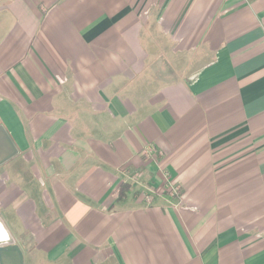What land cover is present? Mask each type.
Here are the masks:
<instances>
[{"label": "crops", "instance_id": "1", "mask_svg": "<svg viewBox=\"0 0 264 264\" xmlns=\"http://www.w3.org/2000/svg\"><path fill=\"white\" fill-rule=\"evenodd\" d=\"M0 125L24 264H264V0H0Z\"/></svg>", "mask_w": 264, "mask_h": 264}, {"label": "water", "instance_id": "2", "mask_svg": "<svg viewBox=\"0 0 264 264\" xmlns=\"http://www.w3.org/2000/svg\"><path fill=\"white\" fill-rule=\"evenodd\" d=\"M6 149V157L0 158V165L17 154V149L3 126L0 125V148ZM15 254L18 263L24 264V255L21 247L15 243L2 217H0V264L5 262L7 254Z\"/></svg>", "mask_w": 264, "mask_h": 264}, {"label": "trees", "instance_id": "3", "mask_svg": "<svg viewBox=\"0 0 264 264\" xmlns=\"http://www.w3.org/2000/svg\"><path fill=\"white\" fill-rule=\"evenodd\" d=\"M129 190V186H128V184H126V185H121V187L119 188V198L124 194V193H126V191H128Z\"/></svg>", "mask_w": 264, "mask_h": 264}, {"label": "rangeland", "instance_id": "4", "mask_svg": "<svg viewBox=\"0 0 264 264\" xmlns=\"http://www.w3.org/2000/svg\"><path fill=\"white\" fill-rule=\"evenodd\" d=\"M119 193V192H118ZM145 198H147V196L145 195Z\"/></svg>", "mask_w": 264, "mask_h": 264}]
</instances>
